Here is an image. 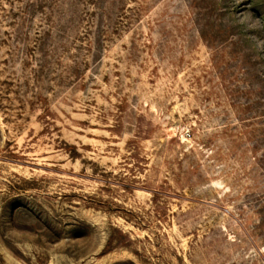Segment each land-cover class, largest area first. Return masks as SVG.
<instances>
[{
    "label": "rangeland",
    "instance_id": "374dc122",
    "mask_svg": "<svg viewBox=\"0 0 264 264\" xmlns=\"http://www.w3.org/2000/svg\"><path fill=\"white\" fill-rule=\"evenodd\" d=\"M0 264H264V0H0Z\"/></svg>",
    "mask_w": 264,
    "mask_h": 264
}]
</instances>
